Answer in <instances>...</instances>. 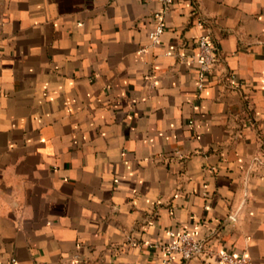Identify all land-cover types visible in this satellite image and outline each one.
I'll return each mask as SVG.
<instances>
[{
    "label": "crops",
    "instance_id": "0c3cea01",
    "mask_svg": "<svg viewBox=\"0 0 264 264\" xmlns=\"http://www.w3.org/2000/svg\"><path fill=\"white\" fill-rule=\"evenodd\" d=\"M163 9L0 0V264H224L150 247L184 231L264 264V0Z\"/></svg>",
    "mask_w": 264,
    "mask_h": 264
},
{
    "label": "built area",
    "instance_id": "2783aa9c",
    "mask_svg": "<svg viewBox=\"0 0 264 264\" xmlns=\"http://www.w3.org/2000/svg\"><path fill=\"white\" fill-rule=\"evenodd\" d=\"M164 6L163 10L169 8L173 0H158ZM155 13V27L150 32V38L153 43L160 40L161 34L165 29L164 11ZM197 47L196 61L199 65L198 88L202 89L205 85L207 77L211 76L215 70L216 63L219 60L217 47L209 33L198 36L195 40ZM237 213L232 212L228 216V220H236ZM150 247L159 249L164 253L165 263L172 262L174 256L178 254L183 260H190L196 257H202L206 260L217 258L224 264H253L251 258L247 255H235L229 250H216L208 245V240L199 238L191 232H181L169 242H160L150 244ZM77 257V256H76ZM15 258L11 259V264H15Z\"/></svg>",
    "mask_w": 264,
    "mask_h": 264
}]
</instances>
